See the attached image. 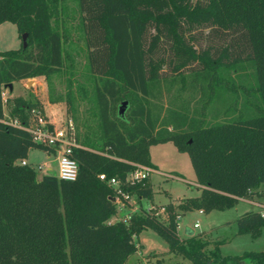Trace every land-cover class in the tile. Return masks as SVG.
<instances>
[{
    "label": "trees",
    "instance_id": "16d2710c",
    "mask_svg": "<svg viewBox=\"0 0 264 264\" xmlns=\"http://www.w3.org/2000/svg\"><path fill=\"white\" fill-rule=\"evenodd\" d=\"M69 2L85 60L76 90L92 118L76 140L74 181L20 163L32 148L53 150L26 129L37 103L1 97L3 86L23 79L42 75L49 85L72 62L79 46L59 16ZM5 21L26 34V47L0 52V264H125L143 229L182 256L171 264H264V250L220 256L206 251L202 234L182 238L177 230L180 214L263 195L264 0H0ZM245 62L254 93L238 99L228 94L236 88L227 74ZM218 96L226 103L213 117L223 119L206 122ZM74 97L69 88V112ZM167 142L188 155L200 193L161 205L165 221L144 210L110 221L114 191L99 175L123 181L135 164L153 167L149 147ZM122 187L139 201L153 198L149 179ZM235 222L237 234L253 237L264 227L256 210Z\"/></svg>",
    "mask_w": 264,
    "mask_h": 264
},
{
    "label": "rangeland",
    "instance_id": "374dc122",
    "mask_svg": "<svg viewBox=\"0 0 264 264\" xmlns=\"http://www.w3.org/2000/svg\"><path fill=\"white\" fill-rule=\"evenodd\" d=\"M71 2L67 5L64 14L59 16L66 19L65 24L69 30L70 38L79 46L77 51L72 54V62L68 61L65 70L49 77V85L44 76H35L29 81H20L13 84V88L3 86L2 91L6 97L22 96L23 98L36 102L35 110H41L46 116L44 104L50 103L52 112L49 118L54 119L56 126H64L67 119L71 118L74 125V137L76 140L86 132L88 124H92L91 114L88 111V104L78 94L76 87L82 83L84 73V53L82 42L76 35L78 13L73 12ZM203 46L207 44L205 38L201 40ZM23 46L22 37L19 36L15 24L5 21L0 23V52L10 49H16ZM228 78L235 83L236 92H230L229 95L251 98L254 88L252 69L248 62L243 63L237 70H230ZM226 76V77H227ZM245 86L247 89L242 90ZM50 88V90H49ZM69 88L74 92L73 110L69 112L65 103V94ZM49 96L57 98L56 102H49ZM166 100H164L165 102ZM226 98L218 96L213 99L208 107L204 117L206 122L223 119L220 113L213 117V113L225 107ZM5 113L7 109L5 108ZM47 116V119H49ZM78 142V141H77ZM150 161L156 164V172L153 173L149 182L154 191L152 200L143 198L135 200L133 204L129 203L127 207L117 210V215L110 221L121 220L127 216L139 213L142 210L156 215L161 221H165L166 214L161 211L160 206L168 202H178L185 197L197 196L200 193V187L195 183V174L191 166L189 157L184 152H179L176 147L170 143H159L149 147ZM56 154L49 153L40 149L32 148L29 150L27 162L30 166L38 170V175L46 173L45 168L38 169L43 163L51 167V172H57ZM257 200H264V191L261 196H254L253 202L239 199L231 208L224 210H212L209 213H203L199 210L188 211L180 214L177 230L182 238H187L188 230L191 229L194 234H202L206 242V251L208 253L217 251L220 256H236L247 251L264 250V227L259 235L253 237L250 233L237 234V225L235 219L247 210H260L257 203L264 204ZM129 219V218H127ZM197 224L194 227V224ZM137 245V252L133 254L125 264H171L181 262L182 256L176 252L170 251L169 245L165 239L157 235L151 229H143L137 237H134Z\"/></svg>",
    "mask_w": 264,
    "mask_h": 264
},
{
    "label": "built area",
    "instance_id": "2783aa9c",
    "mask_svg": "<svg viewBox=\"0 0 264 264\" xmlns=\"http://www.w3.org/2000/svg\"><path fill=\"white\" fill-rule=\"evenodd\" d=\"M1 97L4 104L7 98L5 92H1ZM31 115L26 129L32 133L35 142L52 148L53 153L57 156V172L52 173L51 170L48 169L46 173L54 174L61 180L74 181L78 173V164L73 156V151L74 148L79 145L74 137L72 119H67L64 126H56L55 123L47 119V116L40 110L33 109ZM7 122L16 126L20 125L17 119H8ZM20 163L25 165L26 161L21 160ZM38 169H42V166H39ZM155 172L156 169L152 166L135 164L123 181L115 177L106 178L104 174H100L99 179L105 180L106 183L112 187L114 191L112 200L116 204L117 210H119L127 207L129 203L133 204L135 200H138L135 194L126 192L122 186L141 183L149 179ZM256 205L260 207V210H258L259 214L264 217V204L257 203ZM161 211H164V208H161ZM127 218H130V216L122 218L121 220H126ZM178 219L179 216L177 217V220ZM193 226L196 227L197 224L195 223Z\"/></svg>",
    "mask_w": 264,
    "mask_h": 264
},
{
    "label": "crops",
    "instance_id": "0c3cea01",
    "mask_svg": "<svg viewBox=\"0 0 264 264\" xmlns=\"http://www.w3.org/2000/svg\"><path fill=\"white\" fill-rule=\"evenodd\" d=\"M30 79V78H29ZM29 79H23V80H20V81H29ZM20 81H17L18 83L20 82ZM15 82H12L11 83V88H13V84H14ZM10 89V88H9ZM44 106V110H45V112H46V116H48V118L50 117L49 116V114L52 112V110H51V104L50 103H47V104H44L43 105ZM49 120L50 121H52V122H54L55 120L54 119H51V118H49ZM46 152V151H45ZM47 154H49L48 152H46ZM26 162H27V158H26V160H25ZM28 163V162H27ZM151 163H152V165H153V167L155 168V169H157V166H156V164L155 163H153L152 161H151ZM42 166V168L44 167L45 168V170L47 171L48 169H51V167H50V165L49 164H47V163H43V165H41ZM142 200V199H141ZM257 201H260V202H263L264 203V200H257ZM173 203H177V202H173ZM188 232H189V234H194L193 233V231L191 230V229H189L188 230ZM179 234V233H178ZM180 236V235H179ZM181 237V236H180Z\"/></svg>",
    "mask_w": 264,
    "mask_h": 264
},
{
    "label": "water",
    "instance_id": "95a60500",
    "mask_svg": "<svg viewBox=\"0 0 264 264\" xmlns=\"http://www.w3.org/2000/svg\"><path fill=\"white\" fill-rule=\"evenodd\" d=\"M22 41H23V47H26V34H23V35H22ZM8 87L11 89V87H12V86H11V83L8 84ZM125 106H126V101H123V102L120 104L119 109H118V113H119L120 115L123 114L124 109H125Z\"/></svg>",
    "mask_w": 264,
    "mask_h": 264
}]
</instances>
